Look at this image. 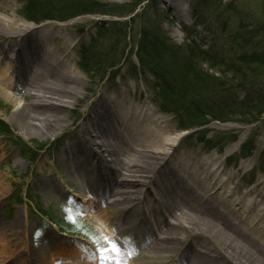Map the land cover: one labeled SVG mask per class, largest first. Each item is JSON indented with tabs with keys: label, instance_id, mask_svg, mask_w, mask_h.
Here are the masks:
<instances>
[{
	"label": "rangeland",
	"instance_id": "1",
	"mask_svg": "<svg viewBox=\"0 0 264 264\" xmlns=\"http://www.w3.org/2000/svg\"><path fill=\"white\" fill-rule=\"evenodd\" d=\"M24 1L0 0V19L12 20L15 25L14 28L4 27L0 23V42L6 46L11 39L16 40L18 26L23 24L38 26L36 31L39 35L53 33L54 40L46 43L44 48H39L37 55L43 56L44 52L46 54L51 50L57 51L63 46L60 55L66 56V64L79 76L81 85L77 103L66 107L63 112V128L48 135L32 128H23V122L28 120V115H15L18 105L6 101L0 95L1 264H41V254L45 257L46 264H181L180 251L184 247L178 248V242L173 245V248H178L176 252L172 250L164 255L153 254L144 248L143 242L139 240V233L143 232V228H135L137 220H132L134 228L125 231L123 238L120 230L127 225L120 223L116 218L110 219L109 223L99 224L96 220L99 209L95 203L98 200V183L93 178L89 179L94 185L91 190L94 193L93 200H85L87 189L84 187L82 190L72 188L78 180L71 162L72 151H75L77 144L76 137L80 133V126L84 124L102 95L109 98L128 96L136 103L150 108L154 115L161 117L171 127L173 132H170V136L179 137L176 150L181 155L198 156L200 159L215 157L226 171L225 177L229 174L235 176L231 187L238 184L237 193L245 196L246 203L255 198L259 202L264 197V117L254 124L234 115L225 116L223 122L208 117L209 124L202 128L179 131L181 125L176 116L161 111L162 101L159 93L163 87L162 83L155 80L149 65L141 67L139 57L135 55L142 27L156 26L169 47L176 53L179 52L178 60L181 65L182 61H186V48L192 43L230 61L239 59L241 50L238 45L243 43L246 47L243 52L261 53L264 60V0H182L184 12L188 14L182 22L170 8L171 2L175 0H151L149 3L152 13H146L143 22L130 18L142 15L149 5L147 1L136 6L141 0H96L108 6H119L121 10L130 6H136L137 10L133 15L122 19L112 15L90 14L79 15L66 22L48 20L41 25H35L25 18ZM113 21L129 25L127 37L123 41L124 46L126 45L125 55L121 56L116 51L118 54L113 59L119 66L114 68L109 76H105L104 80L100 75L91 77L80 65L82 48L89 45L98 35L102 22L109 26ZM242 27L247 28L249 35L254 38H245L246 41L240 39L244 36L240 35ZM101 43L108 45V40L103 39ZM132 54L134 55L131 56ZM161 58L166 63L167 52ZM154 61V64L150 65L157 67V70L159 65H162L161 70L165 72V67L159 59ZM200 65L209 75L215 74L225 81L227 88L222 92L207 93L209 102H216L220 106L227 103L232 106L235 103L254 100L261 93L264 94V63L252 64L248 69L242 67V76L245 74L246 77L232 73L225 78L217 70H209L208 64ZM23 67L27 70L24 76L30 78L31 84L36 88L43 87L42 84L46 80L50 83L56 79V83H59L62 78L60 74L58 76L49 72L48 76L52 78L46 76L47 79L43 81L44 79L34 77L35 74L28 72L30 68H27V62L24 61ZM173 70L174 67L170 69ZM24 84L23 79L18 77L13 89L21 106L30 105L36 100L27 96L23 89ZM77 160L81 161V157ZM249 190L252 193L247 196ZM65 209L71 210L70 215L77 221L75 226L69 223ZM107 209L112 210L109 206ZM109 213L114 215L112 211ZM248 215V225L264 227V218L258 217L256 211L249 212ZM168 220L175 222L172 218ZM68 229L73 232L66 231ZM171 231L184 238L186 236L182 235L180 227L172 228ZM244 238L248 242L244 246L245 250H248L250 255L254 254V258L258 257L259 263L264 264V247L257 244L251 236L244 235ZM188 239L211 248L218 257V264L238 263L234 257L238 249H235L236 247L232 248L233 252L229 249L234 255L233 259L228 261L220 258V251L208 238L201 236L194 239L188 236ZM112 245H115L118 251H113ZM98 250L103 251V259Z\"/></svg>",
	"mask_w": 264,
	"mask_h": 264
},
{
	"label": "bare ground",
	"instance_id": "2",
	"mask_svg": "<svg viewBox=\"0 0 264 264\" xmlns=\"http://www.w3.org/2000/svg\"><path fill=\"white\" fill-rule=\"evenodd\" d=\"M170 8L180 22L186 19L188 14L184 12L182 0L172 1ZM0 23L4 27H15L14 21L9 19H0ZM37 27L18 26L16 40L11 39L6 46L0 42V95L18 105L15 115H28L23 128L48 135L63 128V112L77 103L81 79L66 64V56L60 55L63 46L57 51L44 52L43 56L37 55L39 48L54 40L53 33L39 35ZM17 41H21L20 44H16ZM24 61L34 77L45 81L50 77L48 73L54 72L62 78L59 83L56 79L50 83L46 80L43 87L36 88L30 78L24 76L27 72ZM18 77L25 82L23 89L27 96L36 99L30 105H19L13 90ZM85 120L72 151V169L78 178L72 188L87 189L85 200L88 201L93 200L94 195L91 192L94 185L89 179L98 183L95 203L99 209L96 216L99 224L116 218L127 225L120 230L123 238L125 231L134 228L132 220H137L135 228H143L139 240L144 248L164 255L184 247L179 250L181 264L219 263L211 248L192 242L188 236L208 238L220 251L222 259H233L234 254L229 249L236 247L237 264H263L245 250L248 242L244 235L253 237L264 247V227L248 225L249 212L256 211L258 217L264 218V197L259 202L255 198L246 203L245 196L237 193L238 184L231 187L235 176L225 177L226 171L215 157L200 159L181 155L176 150L179 137L170 136L171 127L150 108L128 96H100ZM250 193L251 190L247 196ZM107 206L114 215H110ZM170 218L175 222H170ZM175 227L182 229L185 238L171 231ZM176 242L180 245L175 249ZM39 259L41 264H46L43 254Z\"/></svg>",
	"mask_w": 264,
	"mask_h": 264
},
{
	"label": "trees",
	"instance_id": "3",
	"mask_svg": "<svg viewBox=\"0 0 264 264\" xmlns=\"http://www.w3.org/2000/svg\"><path fill=\"white\" fill-rule=\"evenodd\" d=\"M145 1L149 3L151 0H141L135 5H140ZM24 4L23 14L28 21L34 24L48 20L66 22L79 15L90 14L112 15L122 19V17L133 15L137 10L136 6L121 10L119 6H108L96 0H25ZM151 10L149 3L142 15L130 19L133 21L138 19L143 22L147 16L146 13H152ZM128 28L127 23L124 24L120 21H113L109 26L104 22L100 24L98 35L91 40L89 45H84L81 51L80 65L87 75L91 77L100 75L104 80L105 76H109L108 74L119 66V63L115 62L113 57L115 58L118 53L121 56L125 55L126 45L124 46L123 41L127 37ZM240 33H242L241 36L244 35L240 38L243 41H246L245 38L247 40L254 38L249 35L250 32L247 28L242 27ZM139 36L138 49L135 55L139 57L141 67L145 68L149 65L152 68L150 73L155 77V80L162 83L163 87H161L159 93L160 101H162L160 103L161 109L176 116L179 125H181L180 130L190 131L191 129L202 128L209 124L208 117L223 122L225 116L234 115L242 119L245 118L247 122H253V124L264 117V94L262 93L254 100H246L232 106L227 103H222L220 106L216 102L207 101L209 97L207 93L222 92L227 88L225 87V81L216 77L215 74L209 75L200 67L202 63L208 64L209 70H217L223 78L227 77L228 74L232 75V73L243 77L245 74L242 76V67L248 69L252 64L263 65L264 60L261 53L255 51L252 53L243 52L242 50L246 47L241 43L238 45L241 50L239 59L230 61L210 50L206 51L196 43H192L186 48V61H182L183 64L181 65L178 60L180 59L178 57L179 52L176 53L175 50L169 47L170 45L166 40H163L164 37L156 29V26L142 27ZM103 39L108 40V45L101 43ZM166 52L167 61L165 60L166 63H164V59L161 57L162 55L164 57ZM156 59H159V62L164 65L165 72L161 70L162 65H159V70H157V67L154 68L150 65L151 63L154 64ZM170 62L172 66L169 65ZM169 66L174 67V70L170 71ZM155 70L157 71L155 72ZM251 118L253 119L249 120ZM245 149L244 147L243 150ZM262 164H264V160ZM66 231L73 232L72 229Z\"/></svg>",
	"mask_w": 264,
	"mask_h": 264
},
{
	"label": "snow or ice",
	"instance_id": "4",
	"mask_svg": "<svg viewBox=\"0 0 264 264\" xmlns=\"http://www.w3.org/2000/svg\"><path fill=\"white\" fill-rule=\"evenodd\" d=\"M65 212H66V216H67V218L69 220V223H71V224H73V226H75L77 221H76V219L73 216L70 215L71 210L70 209H65ZM92 242H93V244H95V240H93ZM109 243H110V241H109ZM112 250L113 251H118V249H116L115 245H112ZM98 254H100L101 258L103 259V251L102 250H98Z\"/></svg>",
	"mask_w": 264,
	"mask_h": 264
}]
</instances>
